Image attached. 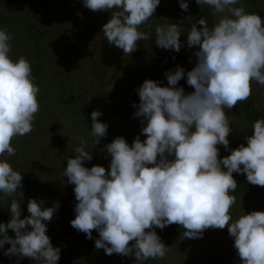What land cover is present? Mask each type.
<instances>
[{
	"label": "clouds",
	"instance_id": "1",
	"mask_svg": "<svg viewBox=\"0 0 264 264\" xmlns=\"http://www.w3.org/2000/svg\"><path fill=\"white\" fill-rule=\"evenodd\" d=\"M160 2L84 0V6L92 11L111 10L102 32L109 44L130 55L138 41L151 35L140 27L153 17ZM196 3L212 7L213 15L225 11L230 15L221 16L212 28L200 19L188 32V47H198L197 63L186 74L194 92L185 94L182 87H176L185 76L181 67L165 73L169 86L146 79L138 89L140 103L134 115L143 118L141 124L146 121L142 134L147 138L141 141L137 136L131 146L123 137L107 144L110 171L99 165L84 166L93 157L81 138L76 156L68 158L63 171L68 183L75 185L78 201L70 223L89 239L93 230L98 231L95 247L107 255L134 254L138 262L163 259L169 251L155 228L179 224L185 229L184 237L202 238L208 228L227 226L242 264H264V212L252 211L236 220L230 212L236 203L230 195L237 187L233 173L246 174L250 184L264 187V119L253 124V134L245 137L247 146L231 149L223 159L218 158L217 147L228 149L230 143L227 137L232 128L225 109L250 97L252 81L264 86V18L246 12L243 4L234 7L239 0ZM179 4L188 11L186 0ZM155 35L158 47L180 51L177 24L158 25ZM11 41L7 28H0V192L7 196L17 193L23 180L9 162L16 153L11 142L34 130L40 111V89L31 62L23 56L11 58ZM101 115L98 110L91 113L90 135L97 138L96 144L107 135L108 125L98 120ZM42 203L30 199V215L21 219V204L12 200L10 221L0 223V248L11 245L4 255L57 264L61 250L46 235L45 222L52 219L59 204L45 208ZM9 229L14 239L8 236Z\"/></svg>",
	"mask_w": 264,
	"mask_h": 264
},
{
	"label": "rangeland",
	"instance_id": "2",
	"mask_svg": "<svg viewBox=\"0 0 264 264\" xmlns=\"http://www.w3.org/2000/svg\"><path fill=\"white\" fill-rule=\"evenodd\" d=\"M209 8L214 11L212 7ZM173 9L171 7L156 9L154 17L157 26L170 24ZM111 14V10L92 11L86 8L84 0H0V16L5 20L1 21L0 28L6 27L12 36L9 55L13 60L23 56L31 62L32 75L40 89L38 94L40 111L35 115L34 130L24 136L13 138L11 144L16 153L9 158V162L23 177L22 187L17 189L18 193L23 194L21 213L23 219L30 215L27 210L30 199L42 201V207L45 208L53 207L55 203L59 204L52 219L45 222L48 236L58 234L61 227L71 222L70 218L75 213V205L78 203L74 193L75 185L68 183V178L63 176L68 158L76 156L74 150L80 146L81 138L86 141L85 150L89 153L90 149L92 150L89 147L92 126L90 115H82L77 95L83 92L84 98H89L87 90L95 82L92 73L94 66L100 67L109 81L118 85L123 84L130 57L134 55V53L125 55L122 49L107 42L102 28L111 18ZM216 15L220 19L221 16L230 14L225 11ZM173 19L174 16L172 21ZM176 22L184 30L182 48L176 57L173 55L169 57V61L162 67L165 68V73L175 72L177 67L183 68L185 76L178 81L176 87H182L185 94H190L194 92V88L187 84L186 74L197 63L195 52L198 48L195 46L189 48L187 44V35L191 29L188 17L183 18L181 15ZM140 31L151 35L146 44L138 41L136 49L143 48L142 46L151 48L150 44L155 40L154 30L149 29L147 25L145 27L141 25ZM36 65L39 66L38 75H34ZM133 83L134 80H131V85ZM251 83L262 99L264 86L255 81ZM122 86L126 88V84ZM159 86H169L166 75ZM123 93L128 95L130 91L126 89ZM126 94L121 96L126 98ZM114 112L120 116L119 110ZM230 112V109H225L229 121ZM236 134L238 138V132ZM140 137L141 141L147 138L144 134ZM227 138L230 142L228 149L223 145H217L220 159L231 154L232 140L230 136ZM236 148L237 146H234V149ZM110 161L111 157L103 154L92 166L99 165L110 171ZM84 164L87 166L86 162ZM238 176V173H233V178ZM234 196L236 203L233 205L235 210L231 213L233 220L252 211L264 212L263 202L258 197L237 194ZM7 197L0 192V204ZM255 200L259 206L253 207ZM55 222L60 224L59 228L53 227ZM204 231L208 234L204 242L191 245L188 238L184 239L172 247L165 258L157 259L156 264H242L234 247V238L229 235L227 226L216 231L211 228ZM58 240H63L58 241L62 250L61 264H86L77 257L80 248L78 243L73 245L70 240L65 241L64 236ZM84 245L85 242L80 241V246ZM4 252L0 251V264H40L39 261L28 257L13 255L8 258Z\"/></svg>",
	"mask_w": 264,
	"mask_h": 264
},
{
	"label": "trees",
	"instance_id": "3",
	"mask_svg": "<svg viewBox=\"0 0 264 264\" xmlns=\"http://www.w3.org/2000/svg\"><path fill=\"white\" fill-rule=\"evenodd\" d=\"M189 5L188 11H184L180 8L179 0H161L157 9L164 8H174L173 13L170 14V24H177V19L181 17H188L190 22V28L193 23H197L200 19H205L208 27L212 28L216 23H218L219 18L217 15H213V11L209 8L208 5H198L196 0H186ZM243 4L246 12L248 13H257L262 18H264V0H239L237 7ZM176 8V9H175ZM174 19L172 21V17ZM110 20V19H109ZM1 21H5L3 17L0 16ZM156 21V22H155ZM107 23V21H106ZM159 23V21H158ZM147 25L149 29L154 30L157 26V20L154 17H151L146 24H143L142 27ZM162 25V24H158ZM197 27H200L197 24ZM181 36H184V30L180 28ZM149 39L141 41L146 44ZM141 46V45H140ZM151 48H145L146 46H142L143 48L136 49L131 56L130 61L128 63V71L126 72V79L123 84H115L107 79L106 75L103 74L100 67H93V75L95 82L92 84L87 92L89 93V98H84L83 92L77 95L79 100V107L82 109V115L91 113L95 110H98L102 113L98 120L102 123L108 125L107 135L105 137H101L99 139V143L96 144V137L91 136L90 139V154L92 153V160L86 161L87 166L90 168L92 165L97 163V160L103 156V154L108 155L105 146L111 143L117 137H123L128 142L129 146L132 145L134 139L137 136H141L142 127L146 126V121L144 124H141L142 117H136L134 113L137 111V106L140 103V98L138 95V89L142 86L143 82L146 79H151L157 82H161L165 75V68L162 67L163 64H166L169 61V57L177 56L178 52L174 49H163L158 47L156 44V35L155 40L150 44ZM182 48V47H181ZM196 49L198 47H195ZM181 51V50H180ZM179 51V52H180ZM119 56V54H117ZM38 59V54H37ZM173 58L170 60L172 61ZM38 63V61H37ZM39 65V64H38ZM39 66L36 65L34 75H38ZM131 80H134V83L131 85ZM113 85L112 90L105 92V89ZM126 84V88L122 85ZM133 88V90H131ZM79 89H81L79 87ZM128 89L130 93L128 95L123 93L124 90ZM256 89L253 87L251 83V95L250 97L238 103L232 109H230V127L232 131L229 136L232 140L230 147L234 149V146H239L244 144L247 146L246 136H251L253 134L252 126L258 119H264V97L260 99L259 94L256 93ZM122 95H127L125 98ZM128 99V101H127ZM259 105V108L257 107ZM116 110L120 111V116L114 112ZM116 115V116H115ZM233 119V120H232ZM237 121V124H236ZM92 125V121H91ZM238 132V138L236 137V133ZM141 138V137H140ZM234 140V142H233ZM103 150V151H102ZM89 163V164H88ZM85 165V164H84ZM237 182V187L235 192L230 193V195H252L258 197L261 202H263L264 206V187L258 185H252L247 181L246 174H239L238 177H234ZM4 194V193H3ZM23 194L15 193L12 196H8L3 202L0 204V223L7 224L10 221L11 213L10 206L13 199H16L21 205V213L23 209ZM257 199V200H258ZM257 200L253 201V207L259 206L257 204ZM235 207L232 206L230 212L233 213ZM75 214V215H74ZM70 218L71 221L75 219L76 213H74ZM21 219H23L21 214ZM58 224V225H57ZM59 223H54L55 228H59ZM212 229V228H211ZM214 231L218 229H212ZM157 235L161 238V242L164 243L170 249L176 245H178L182 240L187 239L184 237L185 229L179 224H171L166 226L163 230L160 228H155ZM8 236L15 238V233L9 229ZM207 232L203 231L202 238H188L189 244L195 245L196 242H204L207 239ZM58 236V238H57ZM64 236L65 241L70 240L73 245H79L78 259L83 260L86 264H156L157 259H151L138 262L135 260L134 254L129 256H122L120 254L113 253L112 255H107L103 248L97 249L95 247V241L99 238V233L96 230L92 231V238H87L86 234L78 231L77 229L71 226V223L66 225L65 227H61L58 234L54 236H50L51 243L53 247H59L58 240ZM80 241L85 242L84 246H80ZM133 242H130V244ZM11 245L5 244L3 248H0V251H7V249ZM82 247V248H81ZM169 249V250H170ZM61 250V248H60ZM62 252V250L60 251ZM3 254V253H2ZM8 258L11 256H7ZM63 258H60L57 261V264H61Z\"/></svg>",
	"mask_w": 264,
	"mask_h": 264
}]
</instances>
